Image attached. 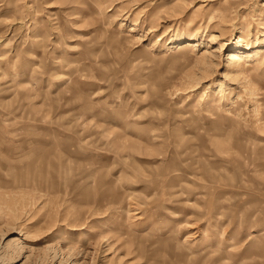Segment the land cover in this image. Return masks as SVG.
Here are the masks:
<instances>
[{"label":"rangeland","instance_id":"374dc122","mask_svg":"<svg viewBox=\"0 0 264 264\" xmlns=\"http://www.w3.org/2000/svg\"><path fill=\"white\" fill-rule=\"evenodd\" d=\"M0 264H264V0H0Z\"/></svg>","mask_w":264,"mask_h":264},{"label":"bare ground","instance_id":"6f19581e","mask_svg":"<svg viewBox=\"0 0 264 264\" xmlns=\"http://www.w3.org/2000/svg\"><path fill=\"white\" fill-rule=\"evenodd\" d=\"M239 57V56H238ZM232 60H236V57L235 56H232V58H231Z\"/></svg>","mask_w":264,"mask_h":264}]
</instances>
